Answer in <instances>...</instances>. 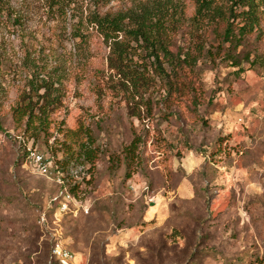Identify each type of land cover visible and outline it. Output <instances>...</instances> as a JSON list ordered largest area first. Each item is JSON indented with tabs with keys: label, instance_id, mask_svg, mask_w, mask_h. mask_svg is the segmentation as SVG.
Listing matches in <instances>:
<instances>
[{
	"label": "rangeland",
	"instance_id": "374dc122",
	"mask_svg": "<svg viewBox=\"0 0 264 264\" xmlns=\"http://www.w3.org/2000/svg\"><path fill=\"white\" fill-rule=\"evenodd\" d=\"M132 4L167 9L176 61L142 100L119 89L86 23ZM194 11L195 0H0V264H55V244L72 264H264V3L235 46L225 21ZM40 79L59 100L35 139L13 109ZM31 142L76 186L69 212L52 201L61 176L24 157Z\"/></svg>",
	"mask_w": 264,
	"mask_h": 264
},
{
	"label": "trees",
	"instance_id": "16d2710c",
	"mask_svg": "<svg viewBox=\"0 0 264 264\" xmlns=\"http://www.w3.org/2000/svg\"><path fill=\"white\" fill-rule=\"evenodd\" d=\"M218 1L195 0L193 18L196 22L204 19L207 22L225 21L223 40L229 42L230 46H235L242 35L254 30L257 23L255 10L264 3V0H226L228 2L226 8H223ZM237 8H241L240 11H236ZM167 12L164 6L158 4H145L138 10H133L132 4L129 8L115 13L100 15L97 12H91L87 16V25L95 29L101 36L103 43L108 47L106 57L108 69L117 78L119 89L128 93L132 99L136 96L140 100L144 98L152 78L155 76L154 71L159 77L169 78V73L163 67L164 62H168L169 65L173 64L171 70L172 72L175 70L176 61L168 49L166 39L163 37L166 31L164 20L167 19ZM239 16L242 18L234 27ZM236 32L239 37H237ZM140 53H144L147 59L151 61H146L140 57ZM135 57L137 59H134ZM138 58L142 59L138 61ZM36 83L38 85L31 89L32 92L23 99L25 102L13 109L15 120L20 123L23 122L24 132H29L30 137L35 139L41 133H46L51 120L48 107L55 106L59 100L57 87H54V84L48 79H40ZM39 101L42 103L37 106ZM32 145L34 147L33 142L28 149L29 152L24 148V157H29L31 152H38L43 155L45 162L48 163L49 160L45 155L33 149ZM137 145L138 140L133 139L129 145V150L132 151L137 148ZM85 155L89 157L87 152ZM49 170L61 176L62 182L59 183L58 190L64 188L73 195L75 194L76 186L69 184L62 175V170L54 169L53 165H49ZM52 263L60 264L55 260Z\"/></svg>",
	"mask_w": 264,
	"mask_h": 264
},
{
	"label": "built area",
	"instance_id": "2783aa9c",
	"mask_svg": "<svg viewBox=\"0 0 264 264\" xmlns=\"http://www.w3.org/2000/svg\"><path fill=\"white\" fill-rule=\"evenodd\" d=\"M32 163L36 166L37 170L40 173H48L49 166L45 162L42 154L38 152H31L30 154ZM58 182H62L60 178L57 179ZM52 201L56 205L57 212L67 213L70 211V204L75 201L74 195L68 192L66 189H59L56 194L53 196ZM84 212H87V209H83ZM41 220L44 221V217H41ZM50 259L51 261H58L60 264H72L74 259L73 254L66 248L62 247L59 244L52 246L50 250Z\"/></svg>",
	"mask_w": 264,
	"mask_h": 264
}]
</instances>
